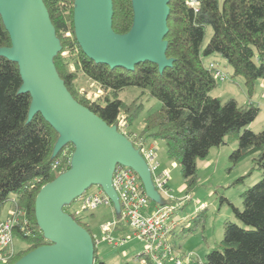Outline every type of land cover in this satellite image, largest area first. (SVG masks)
<instances>
[{"label": "trees", "instance_id": "16d2710c", "mask_svg": "<svg viewBox=\"0 0 264 264\" xmlns=\"http://www.w3.org/2000/svg\"><path fill=\"white\" fill-rule=\"evenodd\" d=\"M43 2L60 44L52 61L73 98L110 126L118 124L121 112L127 125L131 124L144 108V98H155L159 106L144 117L140 134L146 142H165L167 157L179 165L187 191L197 180V159H204L211 147L226 143L227 137L237 140L228 155L231 164L252 157L261 178L241 193V209L229 203L244 226L225 220L223 237L198 264H264V127L258 131L248 127L259 106L242 105L235 98L221 101L211 95L218 81L209 63L218 62L211 58L204 63L209 56H220L230 65L231 76L242 77L248 94L254 92L256 80L264 81V0H198L196 7L185 0H169L164 39L172 63L162 70L147 61L133 69L95 62L76 40L74 0ZM112 4V29L126 33L133 23L132 1L112 0ZM207 26L211 35L205 43ZM10 45L0 15V47ZM90 82L101 87L102 94L96 98L83 88ZM21 84L17 63L0 55V209L7 201L12 205L15 196L32 229L28 235L14 230L26 246L15 252L9 264L50 243L35 219V197L42 185L70 168L74 151V145L67 142L53 154L59 133L40 113L28 120L31 97L19 91ZM129 86L140 93L125 102L119 95ZM67 208L69 203L63 204V211L92 235L84 215ZM184 229L189 231L190 226ZM97 247L94 244L92 264H107Z\"/></svg>", "mask_w": 264, "mask_h": 264}, {"label": "water", "instance_id": "95a60500", "mask_svg": "<svg viewBox=\"0 0 264 264\" xmlns=\"http://www.w3.org/2000/svg\"><path fill=\"white\" fill-rule=\"evenodd\" d=\"M133 23L129 31L112 29V0H74V33L83 52L97 63L133 69L140 62L170 66L166 56L169 0H131ZM0 15L11 45L0 55L17 63L20 92L30 94L28 120L40 113L59 133L53 154L67 142L74 145L68 170L45 183L35 197V219L50 241L11 264H92L91 234L62 206L100 185L118 204L110 179L117 163L136 171L151 199L158 195L143 158L128 138L108 125L70 94L52 57L60 49L43 0H0Z\"/></svg>", "mask_w": 264, "mask_h": 264}, {"label": "rangeland", "instance_id": "374dc122", "mask_svg": "<svg viewBox=\"0 0 264 264\" xmlns=\"http://www.w3.org/2000/svg\"><path fill=\"white\" fill-rule=\"evenodd\" d=\"M220 2L222 0H219ZM211 35V27H206V43ZM211 58L216 59L217 66L226 74V78L219 80L211 89L210 94L217 96L221 101L235 98L239 104L244 105L245 96H248L247 87L242 77H232L230 65L220 56H209L204 59V63ZM260 80H256L254 91ZM81 84L84 82L81 81ZM89 91H93L90 85H83ZM139 89L129 86L120 92L119 97L125 102L131 101L139 94ZM259 96V95H258ZM147 98V97H146ZM144 98V108L136 115L131 124L127 125L124 114L121 112L119 120L125 123L124 130L140 133L143 127V119L147 113L159 106V102L152 97ZM259 110L256 117L248 124L254 131H258L264 125L263 104L264 98L257 97ZM127 125V126H126ZM157 157L159 163L157 172L169 170V177L166 181L167 192H160L162 202L179 203L175 212L178 217L185 220L180 224L172 235L174 248L183 253H192V264H198L204 260L205 254L223 237L224 222L231 220L239 225H243L232 213L230 204L242 208L241 193L249 186L261 178V171L254 167L252 157H246L236 164H231L228 160L229 152L236 146L235 137H227L226 143L213 146L209 149L204 159L198 158L197 180L195 185L187 191L185 189L180 167L173 159H169L166 154V145L163 140H155ZM204 163H208L207 166ZM242 177V179H240ZM98 189V185H91L85 192H93ZM224 196L227 199L221 200ZM158 200V199H157ZM154 199L151 201L154 203ZM151 204V203H150ZM9 201L0 209V218L4 219L7 215ZM67 210L78 211L84 215L88 222L92 235L98 234L100 224L113 218L111 206L100 205L94 210H78L79 201L75 198L69 202ZM92 214V215H91ZM183 226H190V230H183ZM25 242L16 234L13 237V247L16 251L23 249ZM142 242L132 238L127 243L119 247H112L105 243L98 245L97 253L100 258L105 259L107 264H140L138 253L142 250ZM154 264V263H149Z\"/></svg>", "mask_w": 264, "mask_h": 264}, {"label": "built area", "instance_id": "2783aa9c", "mask_svg": "<svg viewBox=\"0 0 264 264\" xmlns=\"http://www.w3.org/2000/svg\"><path fill=\"white\" fill-rule=\"evenodd\" d=\"M185 2L192 7L198 6V0H185ZM209 68L215 80L226 78V74L218 68L217 63L210 62ZM262 83L261 97L264 98V81ZM89 85L93 90L89 91L91 98L102 94L98 83L90 82ZM262 108L264 113V104ZM124 126L125 123L120 120L116 125L117 130L128 138L145 161L153 187L160 197L153 203L136 171L126 164L117 163L110 179L118 200L116 207L100 185L95 191L77 197L78 210H94L100 205L111 206L113 218L102 222L98 234L91 235L93 244L98 246L105 243L119 247L134 238L143 244L142 250L138 253L140 264H192L193 254L177 251L171 241L174 231L185 219L178 217L175 212L180 202L165 203L160 200L163 198L160 192L166 193L168 189L166 181L169 170L166 169L161 173L156 171L159 166L156 160V143L146 142L140 133L124 130ZM12 203L6 217L0 220V264H9L15 255L14 230L24 235L32 231L25 212L16 205V197L13 198Z\"/></svg>", "mask_w": 264, "mask_h": 264}, {"label": "crops", "instance_id": "0c3cea01", "mask_svg": "<svg viewBox=\"0 0 264 264\" xmlns=\"http://www.w3.org/2000/svg\"><path fill=\"white\" fill-rule=\"evenodd\" d=\"M262 91H263V83H262V81H260L259 82V84H258V86H257V88H256V91H254L251 95H248V96H245V99H244V105H246V104H249V103H251V104H254V105H260L258 102H257V99H256V96L257 97H261V93H262ZM259 95V96H258ZM262 127H264V125L262 126ZM261 127V128H262ZM158 148V147H157ZM207 164L208 163H204V165H206L207 166ZM15 197V196H14ZM11 203L9 202V207H8V210L11 208ZM8 210H7V214H8ZM3 219V218H2ZM1 218H0V220H2Z\"/></svg>", "mask_w": 264, "mask_h": 264}]
</instances>
